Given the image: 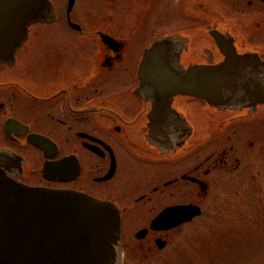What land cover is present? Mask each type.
Here are the masks:
<instances>
[{
	"label": "flooded vegetation",
	"instance_id": "1",
	"mask_svg": "<svg viewBox=\"0 0 264 264\" xmlns=\"http://www.w3.org/2000/svg\"><path fill=\"white\" fill-rule=\"evenodd\" d=\"M51 1L55 18L33 23L15 56L0 58V176L116 204L122 264L133 242L125 221L143 222L132 236L154 254L169 247L173 231L208 218L200 198L209 190L259 184L264 104L219 110L177 95L154 127L139 73L145 50L167 36L183 39L174 51L179 67L221 62L215 29L240 54L264 60V0H105L80 12L77 0L61 8ZM60 24L76 35L52 37ZM198 99L207 104L201 110ZM181 205L202 212L170 229L152 227Z\"/></svg>",
	"mask_w": 264,
	"mask_h": 264
},
{
	"label": "water",
	"instance_id": "2",
	"mask_svg": "<svg viewBox=\"0 0 264 264\" xmlns=\"http://www.w3.org/2000/svg\"><path fill=\"white\" fill-rule=\"evenodd\" d=\"M74 4L69 0V7ZM55 15L51 0H0V58H13L30 26L50 22ZM211 36L225 55L216 64L177 66L174 51L183 39L174 36L145 50L139 75L153 100L152 126L171 110L177 95L200 98L219 110H256L264 104V60L240 54L234 39L219 30H212ZM201 212L194 205L170 207L152 227L170 229ZM122 259V220L116 204L76 190L33 187L0 176V264H122Z\"/></svg>",
	"mask_w": 264,
	"mask_h": 264
},
{
	"label": "rangeland",
	"instance_id": "3",
	"mask_svg": "<svg viewBox=\"0 0 264 264\" xmlns=\"http://www.w3.org/2000/svg\"><path fill=\"white\" fill-rule=\"evenodd\" d=\"M66 1L56 0V5L64 7ZM102 1L105 4V0H77L76 10H96ZM50 33L58 40L76 35L64 24ZM195 103L198 110L207 105L199 99ZM261 164L259 184L231 187L219 195L209 190L200 198L208 218L200 217L196 224L173 231L166 250L156 248L157 253L147 255L132 236L143 222L125 221L126 238L133 242L124 264H264V161Z\"/></svg>",
	"mask_w": 264,
	"mask_h": 264
}]
</instances>
